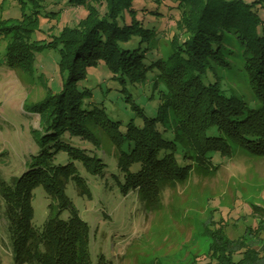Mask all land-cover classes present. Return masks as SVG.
Listing matches in <instances>:
<instances>
[{"label": "trees", "instance_id": "obj_1", "mask_svg": "<svg viewBox=\"0 0 264 264\" xmlns=\"http://www.w3.org/2000/svg\"><path fill=\"white\" fill-rule=\"evenodd\" d=\"M8 1L19 11L0 20V38L9 39L8 64L28 69L35 53L49 48L58 52L65 73L59 93L48 90L30 108L40 117L38 152L20 177L0 188L12 264H110L103 255L92 262L90 227L65 192L72 183L79 196L92 200L80 165L104 177L107 158L114 156L121 194L133 191L147 207L192 170L218 168L215 160L229 159L234 147L264 156V0H66L70 7L83 5L86 14L46 42L32 37L43 21H60L59 14L45 12V0ZM150 13L162 20L161 29L145 25ZM165 40L169 53L159 47ZM235 52L244 57L258 108L229 93L217 76L216 68L228 66L226 56ZM97 65L109 71L141 124L111 119L90 100V89H79ZM145 84L147 100L157 104L150 114L128 90ZM170 116L173 128L167 125ZM101 134L113 152L102 146ZM39 186L50 203L36 227L32 200ZM258 224L259 249L245 240L247 227L238 239L213 232L206 264H264V221Z\"/></svg>", "mask_w": 264, "mask_h": 264}, {"label": "rangeland", "instance_id": "obj_2", "mask_svg": "<svg viewBox=\"0 0 264 264\" xmlns=\"http://www.w3.org/2000/svg\"><path fill=\"white\" fill-rule=\"evenodd\" d=\"M146 5L153 7L150 1ZM45 7V12L56 11L60 21L42 19V31L36 32L32 40L46 42L50 33L57 34L63 26L75 25L86 14L83 5L70 7L66 0H45ZM9 13L17 15L19 11L10 1L0 0V20ZM261 14L264 18V13ZM144 19L147 27L162 28V20L157 16L150 13ZM8 43V38H0V188L11 178L20 177L31 155L38 152L40 117L30 108L48 90L59 93L65 81L56 50L46 48L35 53L30 68L22 69L8 64ZM229 44L237 45L234 40ZM159 47L166 53L171 51L167 40L161 41ZM243 58L241 52L228 54V66L217 67V76L229 93L258 108ZM78 86L80 90L90 89V100L111 119L142 123L103 65L88 69L87 78ZM128 90L147 114L152 113L157 104L154 99L147 100L150 84ZM167 125L173 128L172 116ZM99 138L102 146L113 152L107 137L101 134ZM65 158L60 155V162L65 163ZM215 161L219 163L218 168L202 171L193 168L187 179L165 187L161 198L147 207L141 205L137 193L121 194L115 179L118 172L114 156L107 158L104 177L89 175L79 164L80 176L93 198L79 196L72 183L65 192L90 227L92 262L103 255L110 264H206L211 256L213 232H228L238 239L245 227L248 229L245 240L259 249L260 231L254 230L264 221V156L234 147L229 159ZM33 194L32 223L41 227L47 218L50 199L41 186ZM67 216L68 212H63L62 218ZM10 249L7 222L0 217V264L13 263Z\"/></svg>", "mask_w": 264, "mask_h": 264}]
</instances>
